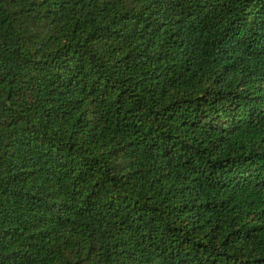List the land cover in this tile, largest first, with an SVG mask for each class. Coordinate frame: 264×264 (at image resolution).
Instances as JSON below:
<instances>
[{
    "label": "trees",
    "instance_id": "16d2710c",
    "mask_svg": "<svg viewBox=\"0 0 264 264\" xmlns=\"http://www.w3.org/2000/svg\"><path fill=\"white\" fill-rule=\"evenodd\" d=\"M0 264H264V0H0Z\"/></svg>",
    "mask_w": 264,
    "mask_h": 264
}]
</instances>
